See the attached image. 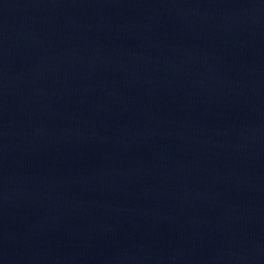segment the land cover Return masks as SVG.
Segmentation results:
<instances>
[{
	"label": "water",
	"instance_id": "1",
	"mask_svg": "<svg viewBox=\"0 0 264 264\" xmlns=\"http://www.w3.org/2000/svg\"><path fill=\"white\" fill-rule=\"evenodd\" d=\"M0 264H264V0H0Z\"/></svg>",
	"mask_w": 264,
	"mask_h": 264
}]
</instances>
